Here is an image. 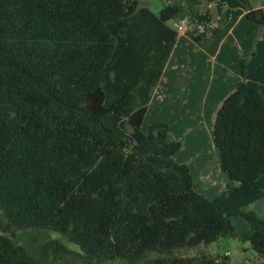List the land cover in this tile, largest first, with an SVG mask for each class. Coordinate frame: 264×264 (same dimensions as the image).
<instances>
[{
    "label": "trees",
    "instance_id": "1",
    "mask_svg": "<svg viewBox=\"0 0 264 264\" xmlns=\"http://www.w3.org/2000/svg\"><path fill=\"white\" fill-rule=\"evenodd\" d=\"M180 10L165 5L158 19ZM147 12L140 0H0V264H55L68 253L50 240L35 257L14 240L21 230L58 232L85 257L136 264L151 252L233 236L235 216L249 225L243 240L264 264V219L216 208L254 193L264 175V98L246 83L244 59L213 122L229 180L214 198L196 192L187 165L175 161L181 142L166 123L142 132L146 108L129 110V94L104 106L105 75L127 44L122 32ZM245 19L264 25L261 10ZM150 264L250 263L200 254Z\"/></svg>",
    "mask_w": 264,
    "mask_h": 264
},
{
    "label": "crops",
    "instance_id": "2",
    "mask_svg": "<svg viewBox=\"0 0 264 264\" xmlns=\"http://www.w3.org/2000/svg\"><path fill=\"white\" fill-rule=\"evenodd\" d=\"M173 2L181 5L179 15L161 22L159 10ZM249 9L261 10L264 15V0H158L147 13H135L123 30L126 47L103 83L105 100L109 97L110 103L129 94V110L146 108L141 128L152 122L168 125L170 138L181 142L175 161L187 165L193 189L210 199L229 183L219 168L213 122L240 80L241 60L247 62L246 83L264 98V25L245 19ZM178 19L187 22L184 32L174 26ZM221 203L222 213L252 210L264 219V175L251 195L217 202L219 212ZM226 204L234 208H226ZM240 218L231 217V221L244 237L249 225Z\"/></svg>",
    "mask_w": 264,
    "mask_h": 264
},
{
    "label": "rangeland",
    "instance_id": "3",
    "mask_svg": "<svg viewBox=\"0 0 264 264\" xmlns=\"http://www.w3.org/2000/svg\"><path fill=\"white\" fill-rule=\"evenodd\" d=\"M158 0H140V5L146 6L150 9L156 6ZM188 31V30H187ZM106 93L108 95L109 90L106 84L105 86ZM105 92V91H104ZM109 98V97H108ZM104 98V106L108 107L110 105L109 99ZM148 127L141 128L142 132H147ZM230 197H225L227 199ZM221 200V201H222ZM228 201H233L228 199ZM226 208H234L229 206V204L225 205ZM224 205L221 203L218 206L220 212L223 211ZM232 210V209H230ZM244 223L245 220L240 218ZM234 227V235L218 240L214 243L209 244H199L196 247L189 249H181L174 250L170 253H157L151 252L148 253L142 261L136 264H150V262L154 259H162L163 261H169L175 257H192L195 255L206 254L209 257H215L218 255H222L227 252L230 253L229 260L231 263H240L243 261L249 262L250 264L255 263L258 264L257 257H254L253 250L250 248L249 243L243 240L241 230L239 226L236 224ZM236 228V229H235ZM14 240L26 247L35 257L40 255V251L47 241L50 240H58L62 244H64L68 250V253L59 256L54 260L55 264H127V262L121 258H115L112 260H103L99 261L95 258L85 257L80 248L74 243L70 242L67 237L61 235L58 232L50 231V230H21L16 232ZM49 259L52 260L53 257L49 255Z\"/></svg>",
    "mask_w": 264,
    "mask_h": 264
},
{
    "label": "built area",
    "instance_id": "4",
    "mask_svg": "<svg viewBox=\"0 0 264 264\" xmlns=\"http://www.w3.org/2000/svg\"><path fill=\"white\" fill-rule=\"evenodd\" d=\"M174 26L177 31L179 32H184L188 27H187V22L185 19H178L176 23H174Z\"/></svg>",
    "mask_w": 264,
    "mask_h": 264
}]
</instances>
